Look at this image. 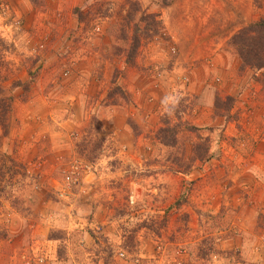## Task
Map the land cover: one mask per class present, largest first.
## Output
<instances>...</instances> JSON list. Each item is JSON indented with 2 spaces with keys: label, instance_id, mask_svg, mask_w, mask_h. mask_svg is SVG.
Wrapping results in <instances>:
<instances>
[{
  "label": "rangeland",
  "instance_id": "374dc122",
  "mask_svg": "<svg viewBox=\"0 0 264 264\" xmlns=\"http://www.w3.org/2000/svg\"><path fill=\"white\" fill-rule=\"evenodd\" d=\"M260 19L0 0V264H264V66L239 54L264 30L233 38Z\"/></svg>",
  "mask_w": 264,
  "mask_h": 264
},
{
  "label": "trees",
  "instance_id": "16d2710c",
  "mask_svg": "<svg viewBox=\"0 0 264 264\" xmlns=\"http://www.w3.org/2000/svg\"><path fill=\"white\" fill-rule=\"evenodd\" d=\"M262 30H264V19H260L258 21H255V22L251 23L250 25H248L247 27L242 28L237 34L234 35L233 38L234 39L237 37L239 38L240 35L245 31H249L250 33L252 32L253 36L260 37L262 34L260 31H262ZM243 51H244V49L240 47L239 48V54L241 56L242 61L246 65H248L252 68H261L264 66V43H260L258 46H256L255 49H253V51L249 50L248 54L243 53ZM260 51H261V53H260ZM24 83H22L21 81L18 80V86H20V88L22 87V89L24 91H26V90H28V85H26ZM3 109H4V106L2 105V108L0 109V111H2ZM3 114H4V111H2L0 113V121H1L0 123H2V115ZM2 125H4V123H2Z\"/></svg>",
  "mask_w": 264,
  "mask_h": 264
}]
</instances>
